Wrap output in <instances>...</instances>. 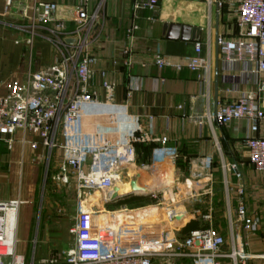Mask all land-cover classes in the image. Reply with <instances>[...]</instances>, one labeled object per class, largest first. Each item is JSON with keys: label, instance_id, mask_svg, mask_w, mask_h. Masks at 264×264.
<instances>
[{"label": "built area", "instance_id": "2783aa9c", "mask_svg": "<svg viewBox=\"0 0 264 264\" xmlns=\"http://www.w3.org/2000/svg\"><path fill=\"white\" fill-rule=\"evenodd\" d=\"M161 1L134 0V10L155 12ZM57 13L55 3L41 2L32 8L30 26L23 29L31 34L30 43L35 33L27 31L29 28L45 30L47 40L59 49L61 58L54 66L30 74L24 85L13 86L5 96H0V142L12 151L15 136L21 133V144H29L34 151L45 150L48 167L53 160L59 171L58 180L61 178L68 184L73 178L78 198L77 216L71 229L74 247L61 264H250L254 257L248 252L249 242L235 237V233L255 235L261 229L262 220L248 212L242 185L236 189L237 208L234 215L230 214L232 238L227 247L212 226L211 213L200 218L205 226L182 235L180 220L185 215L182 207L173 201L160 202L157 190L150 195L154 203L136 208L111 210L105 199L98 202L97 194L107 193L121 181L123 172L136 165L137 145L153 140L149 134H144L142 125L129 114L127 106L113 102V84L106 80L102 83L106 102L99 101L96 92L90 90L92 67L96 64L91 46L95 28L102 19L100 9L89 14L85 4L71 32ZM137 30L135 24L129 29L130 41H134ZM68 39H76L75 45L68 47ZM217 43L228 74L226 79L232 86L228 92L237 89L236 72L254 81L256 88L236 101L218 103L211 117L221 125L234 121L248 123L249 133L244 144L249 162L264 176V138L258 136L259 126L264 122V79L261 78L264 75V0H240L237 36L219 38ZM195 52V56L177 61L157 56L155 64L160 69L195 72L206 86L210 63L201 56L200 43L195 44ZM106 118L107 123L100 121ZM27 135L39 141L30 142ZM162 145L153 152V164L175 162L176 149L168 147L166 140ZM153 164L141 165L139 169L153 172ZM204 168L206 173L202 177L211 182V159L205 160ZM229 170L237 180L241 179L235 164ZM21 205L20 200L0 201V264H7L6 260H10V264H26L16 252ZM160 206L164 215L162 218L158 213L159 222L153 216L119 222L105 219L115 212L156 210ZM260 260H264V256Z\"/></svg>", "mask_w": 264, "mask_h": 264}, {"label": "crops", "instance_id": "0c3cea01", "mask_svg": "<svg viewBox=\"0 0 264 264\" xmlns=\"http://www.w3.org/2000/svg\"><path fill=\"white\" fill-rule=\"evenodd\" d=\"M41 2L58 5L57 17L70 32L75 28L78 13L85 4L89 14L100 9L102 19L95 28L91 46L96 64L92 67L90 90L96 92L99 101L106 102L102 83L106 80L113 84V102L127 106L129 114L142 125L144 134H149L153 140L137 145L136 165L126 172H141V165H152L153 152L163 147V140L167 141L168 147L176 149L175 162L154 163L155 173L142 171L141 174L143 184L146 180L151 183L156 180L161 183L172 181L173 185L170 183V186L158 189L157 193L161 200L173 201L182 207L185 214L180 220L183 228L207 213L212 214L214 222L215 215L221 213L228 223L231 243L229 220L230 214L236 212V189L239 185L244 187L248 212L264 220V176L250 164L244 144L249 133L248 123L234 121L221 125L211 117L218 103L236 101L256 88L254 81L250 82L248 77L236 72L237 89L228 92L232 86L226 79L228 74L224 71L217 43L219 38L234 39L237 36L240 0H162L155 12L135 11L134 0H0L1 97L11 87L24 85L30 74L46 70L60 61L61 52L47 40V31L38 29L42 32L35 33L32 43L31 36L24 31L30 26L33 6ZM134 24L138 30L132 42L128 31ZM164 24L201 29L200 40L196 43L202 45L201 56L210 63L208 85L205 86L198 74L190 70L160 69L155 64L157 56L177 61L196 55L195 42L165 39ZM75 43L67 46H74ZM62 51H65L64 47ZM261 78L264 79V75ZM100 121L107 123L108 119ZM258 136L264 138V122L259 126ZM21 138V133H17L12 151L0 142V201L20 200L21 207H28L24 211L25 215H30L26 249L23 253L17 249V232L16 252L24 260L28 257V264H31L49 259V255L44 254L51 246L47 249V246H39L44 252L39 255L38 244L47 245L44 240L47 230H51L47 229L50 226L47 222L55 213L60 215L58 213L62 209H44L41 218L46 224L43 229H36V240L32 213L39 175L43 166L49 173L53 167L52 162L48 167L43 148L34 151L29 144H21ZM27 139L30 142L39 141L32 135H27ZM207 159L212 161L211 182L202 177L206 173L204 162ZM233 164L241 175L240 180L229 170ZM54 170L57 171V168ZM69 176H72L71 172ZM70 181L76 193V202L72 207L76 220L77 190L73 178ZM207 188L211 191L206 192ZM19 219L18 216V231ZM237 236L246 240L252 238V235H243L240 231H236ZM73 247L74 242L69 248H62L59 244L58 249L71 251Z\"/></svg>", "mask_w": 264, "mask_h": 264}, {"label": "rangeland", "instance_id": "374dc122", "mask_svg": "<svg viewBox=\"0 0 264 264\" xmlns=\"http://www.w3.org/2000/svg\"><path fill=\"white\" fill-rule=\"evenodd\" d=\"M27 31L34 33H41L42 30L34 29L32 30L29 28ZM31 36V34H27ZM53 171L51 170L50 173L47 171L46 166H43L41 169V173L39 175V181L37 186V199L34 202V212L32 213V222L35 226L33 228L34 234L37 232V228H42L46 224L42 218L41 213H43L46 207L52 208L54 211L57 209H62L60 215H55L51 218L47 224L50 223V226L47 227L51 228V230H47V237L44 241L47 242V245L38 244V254L43 255V249H40L39 246H43V248L51 246L45 251L44 255H49V259L46 261H36V264H41L42 262H54L57 264H61L65 261L67 254L69 253L68 250H59V244L62 248H69L73 242L74 237L71 233V229L74 226L75 218L73 212V206L76 202V193L75 189L73 188V184L69 181L68 184L62 182L61 178L58 180L59 171L54 170V163L52 161ZM48 172V173H47ZM71 180V179H70ZM98 202L100 200H106L107 193H99L97 194ZM158 200L162 202L160 196L158 195ZM157 200V201H158ZM159 208L161 210H159ZM156 210L163 218L164 211L162 210L163 206H160ZM28 209L27 206H22L20 215H19V231H18V250L19 252H24L26 249V241H27V234L30 227V215H25L24 211ZM115 210V209H111ZM200 226H205V222L201 219L197 221ZM41 226V227H40ZM212 226L216 233L223 239V243L225 246H229L230 239H229V229L228 223L225 218H222L221 213H217L214 218V222H212ZM244 235V234H243ZM37 234H35V237ZM37 240V237H36ZM42 240V237H41ZM40 240V241H41ZM250 240V242H249ZM249 248L248 252L254 257V260L250 262V264H264V260H260L261 256H264V220H262L261 229L260 231L252 235V238L249 239ZM37 242V241H36ZM68 251V252H67ZM29 256V255H28ZM28 257L25 260V263H29Z\"/></svg>", "mask_w": 264, "mask_h": 264}, {"label": "water", "instance_id": "95a60500", "mask_svg": "<svg viewBox=\"0 0 264 264\" xmlns=\"http://www.w3.org/2000/svg\"><path fill=\"white\" fill-rule=\"evenodd\" d=\"M201 29L197 27L164 24L163 37L167 40L183 41V42H199ZM68 44H74L76 40H66ZM122 186H129L126 191H121ZM151 191H148L142 186V174L139 171H125L122 173L121 181L116 183L107 192L105 204H113L123 198L130 196H150ZM10 260H6L10 264Z\"/></svg>", "mask_w": 264, "mask_h": 264}, {"label": "bare ground", "instance_id": "6f19581e", "mask_svg": "<svg viewBox=\"0 0 264 264\" xmlns=\"http://www.w3.org/2000/svg\"><path fill=\"white\" fill-rule=\"evenodd\" d=\"M161 165V164H160ZM163 166V165H162ZM161 166V167H162ZM160 167V166H159ZM160 167V168H161ZM170 167V166H169ZM164 168V167H163ZM158 169V168H157ZM155 173V172H153ZM159 174V173H158ZM168 174V173H167ZM155 176V175H154ZM157 176V175H156ZM161 177V176H160ZM162 178V177H161ZM150 179V178H149ZM159 179V178H158ZM172 179V178H171ZM154 180V179H152ZM168 180V179H167ZM147 182H145L142 186L145 187L148 191H155L167 186H170V183L172 182H158L157 180L153 183H151L150 181L146 180ZM172 184V183H171ZM173 185V184H172ZM127 188H129V186H122L120 189L121 191H126ZM159 191V190H158ZM153 216L156 219H158V222L160 221V216L158 215V211L155 210L154 208H147V209H139V210H135V211H129V212H124V211H120V212H115L113 215H106L105 219H109L110 221H114V222H119V221H129V220H145L146 218Z\"/></svg>", "mask_w": 264, "mask_h": 264}, {"label": "trees", "instance_id": "16d2710c", "mask_svg": "<svg viewBox=\"0 0 264 264\" xmlns=\"http://www.w3.org/2000/svg\"><path fill=\"white\" fill-rule=\"evenodd\" d=\"M152 203H154V200L151 198V196H130L127 198H123L113 204L107 205V208L108 209H119L121 207L136 208L140 206L150 205ZM199 227L200 225L197 221H191L183 228L182 235H186L189 232L198 229Z\"/></svg>", "mask_w": 264, "mask_h": 264}]
</instances>
